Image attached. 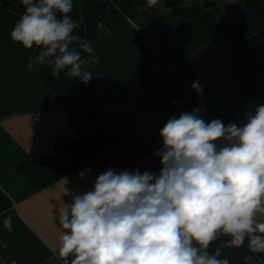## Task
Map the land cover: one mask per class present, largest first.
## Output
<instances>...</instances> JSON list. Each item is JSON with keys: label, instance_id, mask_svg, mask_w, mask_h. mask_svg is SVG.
Segmentation results:
<instances>
[{"label": "crops", "instance_id": "1", "mask_svg": "<svg viewBox=\"0 0 264 264\" xmlns=\"http://www.w3.org/2000/svg\"><path fill=\"white\" fill-rule=\"evenodd\" d=\"M82 1L73 0L71 13L80 25L76 30L80 36L85 22ZM185 1L214 14L219 23L240 17L241 0ZM152 8L142 6L138 16L124 26L101 23L92 44L99 59L84 66L93 77L88 83L80 81V86L115 124L136 138L192 108L205 109L203 113L211 120L220 119L227 125L243 123L250 107L264 105V43L258 33L221 32L197 44L194 18L174 12L164 0ZM21 13L14 12L17 19ZM170 36L176 47L169 43ZM27 65L0 40V264H65L58 251L59 210L71 202L65 191L83 194L91 190L98 175L85 166L35 190L18 171V165L28 158L54 155L58 136L77 134L61 98ZM197 80L202 94L191 88ZM160 167L159 163L152 172ZM108 168L135 170L113 164ZM5 216L12 217L11 232L3 227ZM257 220L264 222V213H258ZM229 239L219 237L208 251L214 253ZM247 245L246 239L239 248H222L220 258L230 264H264V253H251ZM248 255L252 261H245Z\"/></svg>", "mask_w": 264, "mask_h": 264}, {"label": "clouds", "instance_id": "2", "mask_svg": "<svg viewBox=\"0 0 264 264\" xmlns=\"http://www.w3.org/2000/svg\"><path fill=\"white\" fill-rule=\"evenodd\" d=\"M20 3L24 11L10 39L33 53L28 69L44 66L53 77L66 72L88 83L93 75L84 66L99 58L76 33L73 0ZM157 3L146 0L148 8ZM191 88L202 94L198 80ZM203 111L197 107L166 121L155 153L158 172L108 169L91 190L65 191L71 202L58 214L65 264H230L220 258L222 248H239L246 239L249 252L264 253V222L257 220L264 213V105L250 107L240 124L206 122ZM3 227L12 231L11 216ZM221 236L230 239L210 253Z\"/></svg>", "mask_w": 264, "mask_h": 264}, {"label": "trees", "instance_id": "3", "mask_svg": "<svg viewBox=\"0 0 264 264\" xmlns=\"http://www.w3.org/2000/svg\"><path fill=\"white\" fill-rule=\"evenodd\" d=\"M164 1L174 12L195 19L197 44L208 42L221 32L237 36L258 33L264 43V0H241L239 20L232 23H219L217 16L185 0ZM142 6H147L146 0H83L81 9L85 22L80 30L81 36L92 45L101 23L109 27L124 26L128 24L127 18L138 16ZM15 11H24L20 0H0V40L6 41L28 64L29 57L33 55L31 50H25L10 39V32L18 20ZM35 72L42 84L61 98L63 107L70 111V122L77 132L74 137L67 134L58 136L54 155L28 158L18 165L20 174L35 190L45 188L85 166L99 175L109 169V164L121 169L132 167L141 173L152 172L159 165L160 159L155 153L162 146L160 130L166 122L135 138L127 128L115 124L91 99L78 78H70L66 72L58 78L53 77L52 69L44 66H38ZM202 118L206 122L211 121L203 112Z\"/></svg>", "mask_w": 264, "mask_h": 264}, {"label": "built area", "instance_id": "4", "mask_svg": "<svg viewBox=\"0 0 264 264\" xmlns=\"http://www.w3.org/2000/svg\"><path fill=\"white\" fill-rule=\"evenodd\" d=\"M127 20L128 21H131V19L130 18H127ZM170 44H171V46H173V47H176L177 45H176V42H175V38H174V36H170V42H169Z\"/></svg>", "mask_w": 264, "mask_h": 264}]
</instances>
